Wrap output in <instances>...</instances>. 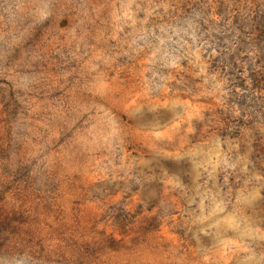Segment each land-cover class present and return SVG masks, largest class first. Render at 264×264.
I'll list each match as a JSON object with an SVG mask.
<instances>
[{
	"label": "rangeland",
	"instance_id": "rangeland-1",
	"mask_svg": "<svg viewBox=\"0 0 264 264\" xmlns=\"http://www.w3.org/2000/svg\"><path fill=\"white\" fill-rule=\"evenodd\" d=\"M0 264H264V0H0Z\"/></svg>",
	"mask_w": 264,
	"mask_h": 264
}]
</instances>
